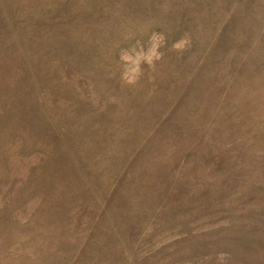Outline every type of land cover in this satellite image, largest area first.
Returning a JSON list of instances; mask_svg holds the SVG:
<instances>
[{"label":"rangeland","instance_id":"obj_1","mask_svg":"<svg viewBox=\"0 0 264 264\" xmlns=\"http://www.w3.org/2000/svg\"><path fill=\"white\" fill-rule=\"evenodd\" d=\"M0 264H264V0H0Z\"/></svg>","mask_w":264,"mask_h":264}]
</instances>
